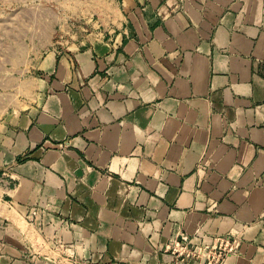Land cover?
<instances>
[{"label":"crops","instance_id":"obj_1","mask_svg":"<svg viewBox=\"0 0 264 264\" xmlns=\"http://www.w3.org/2000/svg\"><path fill=\"white\" fill-rule=\"evenodd\" d=\"M62 6L11 70L0 264H264V0Z\"/></svg>","mask_w":264,"mask_h":264},{"label":"rangeland","instance_id":"obj_2","mask_svg":"<svg viewBox=\"0 0 264 264\" xmlns=\"http://www.w3.org/2000/svg\"><path fill=\"white\" fill-rule=\"evenodd\" d=\"M65 1L0 0V122L17 105L9 101L11 70L49 46L55 23L75 12V7L62 6Z\"/></svg>","mask_w":264,"mask_h":264},{"label":"built area","instance_id":"obj_3","mask_svg":"<svg viewBox=\"0 0 264 264\" xmlns=\"http://www.w3.org/2000/svg\"><path fill=\"white\" fill-rule=\"evenodd\" d=\"M183 238V240H184V245H183V248H185V255L183 256V258L181 259V262H183V261H185V259H186V257H188V256H190L191 254H193V255H195V252H194V250H191L190 248H188V240H187V237L186 236H183L182 237ZM229 241H231L230 240V238H220L219 239V242H220V244L221 245H223V244H226V243H228ZM232 242V241H231ZM238 243V241L237 240H234V242H232V246H231V248L233 249V246L235 245V244H237ZM197 255H201V254H203V251L202 250H197ZM218 256H220L221 258H223V256H221V253H219L218 254ZM213 258V257H212Z\"/></svg>","mask_w":264,"mask_h":264}]
</instances>
